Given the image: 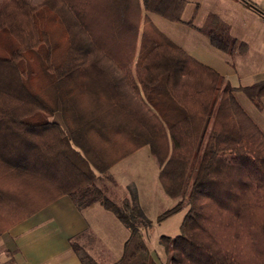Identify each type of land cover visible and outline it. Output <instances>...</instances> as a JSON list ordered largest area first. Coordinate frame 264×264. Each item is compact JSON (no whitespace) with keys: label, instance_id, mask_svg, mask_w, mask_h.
Listing matches in <instances>:
<instances>
[{"label":"trees","instance_id":"16d2710c","mask_svg":"<svg viewBox=\"0 0 264 264\" xmlns=\"http://www.w3.org/2000/svg\"><path fill=\"white\" fill-rule=\"evenodd\" d=\"M186 4L187 0H42L33 5L30 0H0V177L46 179L55 187L54 196H70L79 209L101 204L131 229L124 254L114 264H149L141 228L151 221L135 192L131 201L115 202L96 182L97 172H106L108 165L95 167L72 132L33 119L36 112L54 110L31 106L36 94L22 69L39 47L50 62L49 34L37 23L38 11L44 8L55 18L77 23L91 48L127 49L128 62L112 55L121 66L131 65L139 51L137 65L144 71L140 82L162 130L160 143L150 139L151 152L165 192L178 199L158 220L188 203L180 234L160 238L168 264H264V132L235 96L241 91L262 110L264 80L233 87L144 20L146 10L184 22ZM102 19L109 31L111 23L118 24L119 32L132 40L116 48L114 41H92L90 24ZM185 23L220 51L245 50V43L234 38L230 25L215 13H209L201 26L194 24V16ZM160 96L162 105L157 103ZM10 223L0 219V234Z\"/></svg>","mask_w":264,"mask_h":264},{"label":"crops","instance_id":"0c3cea01","mask_svg":"<svg viewBox=\"0 0 264 264\" xmlns=\"http://www.w3.org/2000/svg\"><path fill=\"white\" fill-rule=\"evenodd\" d=\"M30 1L33 5L42 2ZM209 13L230 25L232 36L245 43L244 52L239 48L233 54L220 51L205 35L185 23L194 16V24L201 26ZM143 14L145 22L153 23L233 87L264 80V9L254 0H187L184 22H171L146 10ZM103 22L102 19L90 24L92 41H114L116 48L132 40L128 33L119 32L118 24L111 23L109 31ZM37 23L49 34L50 62L44 60L45 50L39 47L31 59L23 62L22 69L28 75L23 79L36 94L30 100L31 106L54 110L36 112L33 119L48 120L72 132L95 167H109L106 172H97V184L120 203L131 201L132 191L135 192L136 202L146 215L137 192L120 184L114 174L115 169L146 148L152 154L150 139L160 143L162 136L156 109L140 82L144 71L137 65L139 51L131 65L121 66L113 56L128 62L127 49L108 52L91 48L87 34L71 19L55 18L40 8ZM71 44L77 48L70 49ZM235 96L264 132V98L262 110L251 105L249 112L244 106L249 104L247 97L241 91L235 92ZM15 102L23 104L20 100ZM157 103L162 105V96ZM56 145L59 147L60 142ZM10 184L9 189L0 185V203L5 205L0 216L17 220L0 234V264H88L85 258H90V264H114L123 256L131 229L119 219L112 221L118 238L114 243L103 219L109 217L101 204L79 209L70 196H54L55 187L46 179H14ZM147 228H141L142 236ZM160 238L151 249L143 237L150 252L149 264H168ZM103 251L112 253L110 262H102Z\"/></svg>","mask_w":264,"mask_h":264},{"label":"rangeland","instance_id":"374dc122","mask_svg":"<svg viewBox=\"0 0 264 264\" xmlns=\"http://www.w3.org/2000/svg\"><path fill=\"white\" fill-rule=\"evenodd\" d=\"M254 1L262 9H264V0ZM245 99L249 104L245 103L244 106L250 112V107L253 104L247 98ZM29 103L31 104V102ZM127 164L128 167H126ZM159 172L160 169L157 160L147 148L145 151H141L140 153L131 157V159H129L128 162H125L119 169L114 170L117 181L122 185H127L128 189L132 188V190H135L138 194V198L141 200L143 207L146 209V217H148V219L151 221V225L143 233V237L151 249H153L155 246L158 237L162 235L175 237L180 234L181 224L188 209V203L186 200L181 211L161 221L158 220L159 215L172 208L178 200L177 198L169 196L165 192L159 179ZM14 179L15 178L13 176H1L0 185L6 189H9L11 185L10 183L13 182ZM98 183L101 184L100 181ZM129 183L133 185H129ZM117 203L121 204L120 202ZM4 207L5 205L0 203V210ZM104 211H106L105 215L111 219L110 222L108 218H103L105 220V224L108 226V230L111 232L113 242L116 243L118 242V238L116 237L112 221H118V218L114 213L108 210ZM0 219H3V221L4 219L7 220V223L15 220L9 217L4 218L2 216H0ZM97 245L102 246L101 243H97ZM102 250L105 249L102 247ZM102 253L103 255L101 256V260L103 263L110 262V260L113 259L112 253L107 251H103ZM85 260L88 264L91 263L90 258H85Z\"/></svg>","mask_w":264,"mask_h":264}]
</instances>
